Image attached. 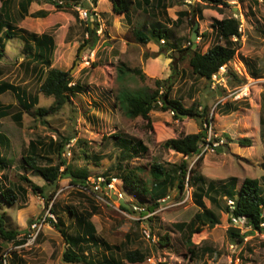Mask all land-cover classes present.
I'll use <instances>...</instances> for the list:
<instances>
[{
  "label": "rangeland",
  "instance_id": "rangeland-1",
  "mask_svg": "<svg viewBox=\"0 0 264 264\" xmlns=\"http://www.w3.org/2000/svg\"><path fill=\"white\" fill-rule=\"evenodd\" d=\"M68 1L72 5L62 10L49 3H33L30 13L46 10L48 15L44 18L28 16L15 24L17 30L23 28L29 33H52L56 43L52 67L69 70L75 82L82 85L83 88L72 93L71 101L60 110L39 115L38 108H50L54 98L40 92L39 74H33L30 67H26V42L20 37V31L12 38L0 35V52L4 53L0 56V83L18 86L29 100L39 97L38 104L29 111L19 104L11 90L1 99L11 108L8 115L0 116V190L12 187L19 195L14 204L0 196V215L9 228L20 233L16 240L9 242L0 236V264L4 258L6 264H107L106 260L119 264H156L158 261L168 264H264V234L252 233V228L243 222L232 224V215L226 211L229 198L225 194L233 178L237 182L236 193L246 178H258L264 192V0H227L228 6L205 9L202 17L192 7L202 3L188 4L185 0H165L170 8L165 12L155 9V13L149 9L144 12L143 4L139 6V0H134L128 16L115 12L112 0H98L97 5L92 0ZM154 3L152 0V5ZM80 10L89 11L88 16L84 17ZM90 11H94L92 16H89ZM180 11H186L187 15L177 23ZM229 16L239 17L242 24L237 55L220 68L216 79L195 75L190 57L180 49L189 45L193 30H196L195 48L205 52L217 41L212 26L214 20ZM89 19L97 22V27L93 25L96 41L86 31ZM151 23L153 27L159 24L165 39L152 37L149 43L138 42L135 30H145L151 35ZM170 56L175 57L174 75V59ZM164 58L168 60V68L157 62ZM122 64L131 70L125 69V79L119 77ZM133 69L141 70L145 77L133 73ZM171 76L172 97L180 99L187 108L194 103L200 104V109L206 107L209 124L206 120L200 123V118L195 117L175 119L171 111L159 107L150 113L152 128L144 118H130L125 114L120 102L124 94L153 92L157 89L156 80H167ZM242 79L244 83L239 82ZM166 86L167 83L162 84L160 94ZM243 86L251 91L247 99L236 101L229 97L231 90ZM226 103H233L236 110L223 114ZM19 114H23L20 122L16 118ZM202 128L211 139L219 138L220 142L215 143L216 147L205 143L202 154L189 157L188 162L195 165L200 176L198 186L207 188L210 182L215 184L216 192L213 193L221 200L222 207L209 199H205L202 206L196 204L193 191L187 185L184 192L179 193L177 188L170 190L172 199L169 202L162 199L158 207L149 211L153 198L128 187L120 179L123 170L144 168L143 175L150 185L152 163L161 162L169 168L187 158L164 147L165 141L180 134L197 133ZM226 135L233 141L229 142ZM241 138H250L252 145H241L238 142ZM30 140L48 146L52 141L65 143L70 140L68 143L72 146L70 150L65 147L63 157L76 173L88 171L90 182L98 177L105 178L106 174L118 176L113 181L116 187L111 191L113 201L108 198L104 184L98 192L105 200L101 201L93 198L92 186L86 191L72 184L70 177L61 178L57 185L47 182L23 159ZM139 140L148 150L130 159L131 151H126L121 144ZM49 149L44 147L38 152L40 164H58L57 152ZM31 184L44 188L47 197L52 198L49 204L32 190ZM19 187H24L26 192ZM119 191L132 210L126 212L120 208ZM51 207L53 217L47 213ZM203 209L214 211L219 224L205 226L193 234L196 256H192L186 240L188 229L181 231L178 225L190 223ZM85 211L95 213L92 220L96 227V244L89 243L83 249L86 262H65L67 242L47 219L61 220L63 229L76 236L84 231L78 225L77 215ZM34 224L40 229L38 226L34 229ZM231 226L247 234L242 244L230 240L228 229ZM27 237L26 243L19 240ZM136 249L146 254L145 261L131 263L125 258L126 252Z\"/></svg>",
  "mask_w": 264,
  "mask_h": 264
},
{
  "label": "trees",
  "instance_id": "trees-1",
  "mask_svg": "<svg viewBox=\"0 0 264 264\" xmlns=\"http://www.w3.org/2000/svg\"><path fill=\"white\" fill-rule=\"evenodd\" d=\"M114 4V11L118 13L128 14L134 5V0H112ZM33 3H49L56 8L62 10L67 5L70 7L72 5L68 0L57 1V0H1L0 5V35L5 34L8 38H12L20 31V37L26 42L25 53L27 63L26 67L31 69L32 73L37 72L40 79V92L46 96L53 97L54 103L50 108H38L37 112L39 115H46L50 111L60 110L66 103L71 101V95L74 92L81 90L82 85L79 82H75L74 77L71 75L70 71L62 70L52 67V57L54 50L56 48L55 38L50 32L36 33L27 32L23 28L17 30L15 24L24 20L28 16L44 18L48 15L46 10H41L39 12L30 13V7ZM94 5H97L98 0H92ZM150 2H147V5ZM78 5V4H77ZM228 6L227 0H205L204 4H198L197 6L192 5L194 11L202 17V13L205 9L213 7V9H218L220 7ZM88 8V6H85ZM166 8V7H165ZM187 12L179 13L177 18V23H179L182 17L186 16ZM94 11H90V15H93ZM92 25L97 27V22L88 20L86 31L93 37L96 41V36H94V29ZM213 32L216 34V42L208 47L205 52H201L199 48L193 49L194 43L189 40V45L186 48H181L180 51L184 54L187 53L190 66L195 75L199 77H204L208 80L212 79L214 74H217L221 67L227 65L234 57L237 55L238 49L240 48V40L242 33L240 31L241 20L235 18L234 16L224 17L222 19H215L213 24ZM163 29L154 27L152 34L149 35L140 29L135 30V38L138 42L146 44L149 43L152 37H159L160 40L165 39V34L162 32ZM28 33V35H26ZM234 37L236 39H234ZM28 38L30 40H28ZM175 51V49H172ZM4 53L0 52V56ZM174 59L173 71L177 69L175 66V57L170 56ZM25 59V60H26ZM24 64V63H23ZM131 72V70L126 68L123 64V68H119V77L125 79L126 72ZM133 73L145 77L144 74L139 69H133ZM175 71L172 75H174ZM234 77L238 76L232 72ZM172 77L167 80H156L157 89L153 92L148 93H126L120 98L123 110L127 116L130 118L142 117L147 120V125L152 128V122L150 118L151 111L158 109L164 111L174 112L175 119L182 120L180 114H187L188 117L200 118V123L204 120L209 121L208 111L206 107L200 109V104L194 103L190 108L184 106L182 101L178 98L172 97L173 82ZM239 82L244 83L245 80H239ZM163 83H167L165 90L160 94L159 88ZM13 91L15 93L19 104L26 110L29 111L39 102V97L35 96L32 100H29L22 95L19 91V87L14 84L3 82L0 83V94L6 91ZM160 105V106H158ZM237 106L233 103L223 104V114H231L236 110ZM6 110L2 111L1 116L8 115L9 106ZM19 114L16 116L17 121L20 122L21 116ZM202 125V124H201ZM208 133L205 128H202L197 133L180 134L177 137L169 138L165 141L164 147L168 149L175 150L182 153L187 158L182 160L179 164H172L171 167H165L161 162H154L150 166V176L151 181H149L143 175L145 169L142 167H129L125 168L120 175V179L131 189L137 193L149 194L154 202L148 207L149 211H153L159 206L160 201L168 197L170 190L178 189L179 193L184 192L186 186L188 185L192 189V198L194 202L198 205H203L205 199H209L212 204L222 207L221 200L212 193L216 190L214 183L210 182L207 188L203 186H198V179H200L199 174L196 171L195 165L188 162L189 157L200 156L202 154L203 146L207 142ZM229 142H232V138L228 135L225 136ZM220 139H214L210 141V145L213 141H219ZM70 141V140H69ZM51 142L50 146L45 143L30 140L26 154L23 156L26 164L31 167L35 172L39 173L47 182L52 185H57L61 178L71 179L72 184L77 185L83 189L91 190V182L88 179V171L82 170L80 173H76L73 167L67 163L63 157L66 144L69 142ZM238 142L243 146H251L252 140L250 138H241ZM126 151H131V158L137 157L143 152L148 150L142 141L130 142L121 144ZM50 148L49 150L57 152L59 157V162L56 165H43L37 160L38 152L42 151L43 148ZM200 158V157H199ZM4 160V159H3ZM2 159L0 158V165ZM63 168V169H62ZM22 178L31 183L26 176ZM113 178H118V176H111L106 174L105 182L110 183ZM31 188L34 192H37L42 196L47 203H50L51 197H47L45 190L41 186L36 184H31ZM22 192H26L24 187H19ZM227 197L235 202V208L230 209L229 206L226 207V211L231 213L235 217H245L247 226L252 228L251 232H260L264 234V192L261 187V182L258 178H246L243 182L241 188L236 193V179L233 178L229 182V186L226 190ZM93 198L95 197L94 190L91 192ZM18 191L12 187H4L0 190V196L10 204H14L18 200ZM121 209L128 212L132 210V207L126 208L121 206ZM51 212L53 208L51 207ZM95 213L93 211H85L84 213L77 215V222L79 227H83L84 231L76 234V236L69 235L63 229V223L61 220L54 222L51 218H48V222H51L53 226L56 227L64 237L67 242V249L64 252L63 259L65 262L79 263L86 262V256L84 253V248L88 246L89 243L96 244V227L91 221L92 216ZM219 224V219L215 212L209 209H203L198 211L190 223L179 224L178 227L182 230L188 229V235L186 237L187 245L192 253V256H196V245L192 242V236L195 233L200 232L205 226L214 227ZM185 228V229H184ZM19 231L11 229L7 226V223L2 215H0V236L6 241L16 240L19 236ZM229 238L232 243L242 244L246 233L241 232L237 227L231 226L228 229ZM19 240L26 243V238H19ZM23 243V244H24ZM83 243V244H82ZM125 258L131 263L143 262L146 260V254L140 250H130L126 252ZM6 259V258H4ZM1 262V264H5ZM7 260V259H6ZM107 264H119L116 261H105ZM156 264H168L166 261H158Z\"/></svg>",
  "mask_w": 264,
  "mask_h": 264
},
{
  "label": "built area",
  "instance_id": "built-area-1",
  "mask_svg": "<svg viewBox=\"0 0 264 264\" xmlns=\"http://www.w3.org/2000/svg\"><path fill=\"white\" fill-rule=\"evenodd\" d=\"M185 1L188 4H197V3L204 4L205 3V0H185ZM80 11H81V13H82V15L84 17H87L88 14H89V11H87V10H80ZM234 17L239 19V17H237V16H234ZM240 31H242V27L241 26H240ZM234 39H236V38L234 37ZM213 77L216 79L217 75L214 74ZM250 94H251L250 88H248V86H243V87H238V88H234L233 90H231V92L229 94V97H231L233 100L238 101V100H241V99H247V97H249ZM222 100L223 99H221V101ZM221 101H220V103H221ZM172 113L174 115V112H172ZM208 124H209V121H208ZM214 139H211L208 136L207 139H206L207 142H208L207 144L210 145V141H212ZM218 142H220V140L219 141H216V142L213 141V144L211 146H215L216 147L218 144L215 145V143H218ZM71 146H72L71 143L66 144V147H67L68 150H70ZM68 154L70 155V151L68 152ZM113 181H116V178H113L110 183H106L105 184L106 190H107V196L110 199H112L111 198V191H114L115 188H116L115 187V184H114L115 182H113ZM103 182H105V178H101V177H98L96 180H94L93 182H91L92 188L94 189L95 198L96 199H99L101 201H105L104 200V197H102V196H100L98 194L99 190L101 189V185L103 184ZM117 198L118 199H121V200L122 199L125 200V198H124V196H123V194H122L121 191L117 192ZM112 201H113V199H112ZM115 202H117V201H115ZM229 206H230L231 210H233L235 208V202L232 199H229ZM120 208H121V206H120ZM135 208H136V206H135ZM50 211H51V208H50ZM50 211H48L47 213H48L49 216H52L53 217V214H52V212L50 213ZM231 219H232V224L233 225H240L242 222H243V224L246 223V218L245 217H235V216L232 215V218ZM37 226H38V230H39L40 229V226L38 224H34L33 225V228L35 229ZM30 236H29V238H30ZM29 238L28 237L26 238V242H27V239H29ZM4 263L6 264V259H4Z\"/></svg>",
  "mask_w": 264,
  "mask_h": 264
},
{
  "label": "crops",
  "instance_id": "crops-1",
  "mask_svg": "<svg viewBox=\"0 0 264 264\" xmlns=\"http://www.w3.org/2000/svg\"><path fill=\"white\" fill-rule=\"evenodd\" d=\"M150 2L149 4H148V6H150V8L148 7L147 8V2ZM143 4V5H142ZM142 5V7H143V11L144 12H147V9H149V10H152L153 11V13H155V9H163L164 10V12H165V10L167 11V8H170V5L165 1V0H155V3L152 5V0H143V3L141 2V0H139V6H141ZM145 5V6H144ZM171 6H173V5H171ZM166 7V8H165ZM31 12V11H30ZM181 12H184V11H180L179 13H181ZM188 16H189V14H188ZM158 26L157 27H160L159 26V24H157ZM154 26V24L153 23H151L150 24V27H153ZM92 27H93V25H92ZM154 28V27H153ZM143 32H145V33H147L145 30H142ZM43 33V32H42ZM157 62L159 63V65H162L163 67H165V68H168V65H166L167 63H168V60L167 59H163V60H157ZM163 62V63H162ZM159 65H158V67H159ZM166 65V66H165ZM122 66H123V64H122ZM154 71H156L157 72V74L159 75V73H160V71L159 70H154ZM9 91V90H8ZM8 91H6V92H8ZM20 91V90H19ZM6 92H4V93H2V94H0V116L2 115V111L3 110H6L7 108L6 107H10L11 108V105H5V104H3V101L1 100L2 98H3V94H5ZM20 93L22 94V95H24V92H21L20 91ZM15 94V93H14ZM16 96V95H15ZM17 98V97H16ZM18 101V100H17ZM10 108H9V110H10ZM236 188H237V182H236ZM227 190V189H226ZM225 190V192H227ZM175 191V190H174ZM214 192H216V191H214ZM213 195H216V194H214V193H212ZM225 194H227V193H225ZM172 195L173 194H169V196H168V198H170V197H172ZM167 198V199H168ZM167 199H163L162 201H164V200H167ZM127 203V202H126ZM128 204V203H127ZM93 217V216H92ZM91 221L93 222V220H92V218H91ZM94 223V222H93ZM95 225V224H94Z\"/></svg>",
  "mask_w": 264,
  "mask_h": 264
},
{
  "label": "water",
  "instance_id": "water-1",
  "mask_svg": "<svg viewBox=\"0 0 264 264\" xmlns=\"http://www.w3.org/2000/svg\"><path fill=\"white\" fill-rule=\"evenodd\" d=\"M235 9H237L236 7H235ZM197 35H198V32L196 31V30H193V33H192V41H193V43H194V48L197 46V42H196V38H197ZM180 116L181 117H188V115L187 114H180ZM116 197V196H115ZM172 198L170 197V198H168L167 200H164L163 202H169L170 200H171ZM119 202H120V204L122 205V206H124V207H127V208H130V205L129 204H127L126 202H125V200H121V199H117Z\"/></svg>",
  "mask_w": 264,
  "mask_h": 264
},
{
  "label": "clouds",
  "instance_id": "clouds-1",
  "mask_svg": "<svg viewBox=\"0 0 264 264\" xmlns=\"http://www.w3.org/2000/svg\"><path fill=\"white\" fill-rule=\"evenodd\" d=\"M129 205H130V203L129 202H127Z\"/></svg>",
  "mask_w": 264,
  "mask_h": 264
}]
</instances>
